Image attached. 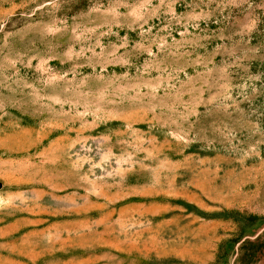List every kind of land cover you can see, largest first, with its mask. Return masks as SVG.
<instances>
[{"label": "rangeland", "instance_id": "rangeland-1", "mask_svg": "<svg viewBox=\"0 0 264 264\" xmlns=\"http://www.w3.org/2000/svg\"><path fill=\"white\" fill-rule=\"evenodd\" d=\"M0 264H264V0H0Z\"/></svg>", "mask_w": 264, "mask_h": 264}]
</instances>
